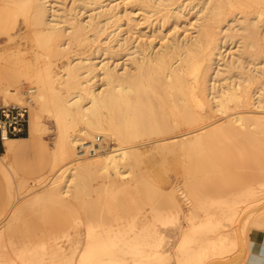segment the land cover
<instances>
[{
	"label": "bare ground",
	"instance_id": "obj_1",
	"mask_svg": "<svg viewBox=\"0 0 264 264\" xmlns=\"http://www.w3.org/2000/svg\"><path fill=\"white\" fill-rule=\"evenodd\" d=\"M56 2L13 0L18 13L25 15L29 26L33 27L36 40L47 57H58L72 50L74 45L86 46L98 38L103 40V45H97L87 55L77 49L73 57L66 58L59 67L48 61L42 66L20 70L19 76H15L18 81L23 76L34 83L30 92L34 93L36 105L32 107L30 135L47 131V124L41 120L45 112L54 117L58 128L56 156L50 167L55 176L49 187L35 191L37 193L28 199L29 204L34 206L37 202L67 198L73 186L86 184L89 173L110 176L115 172L116 177H125L132 156L140 153L133 142L142 135L162 136L178 124L187 126L188 130L183 139L173 137L174 146L182 153H206L212 145L214 153H227L228 144L231 146L241 136L247 141L245 151L264 153V65H258L264 63V47L260 48L258 41L264 38L259 36L264 12L257 7L264 0L192 2L189 9L197 5L199 8L194 12L195 19L190 27L181 31L179 18L173 15L175 32L168 34L160 30L149 39L143 35L135 36V26L131 22L134 7L142 8L148 14L172 6L181 10L182 0H79L71 7L57 6ZM252 13L256 15L252 16ZM167 16V13L163 14V18ZM229 18L234 20V26L223 28ZM234 45L238 46L236 51ZM256 82L259 83L252 90L251 84ZM4 94L7 103L12 98L16 100L15 104H21L25 98L18 87H5ZM218 114L222 115L223 123L207 128L210 124L206 119ZM169 115L174 117L175 124L170 123ZM92 133L97 134L94 139L103 135L106 142L113 140L118 146L99 142L95 153L81 155L79 145L96 143L90 138ZM9 136L18 135L3 132L6 153L0 156V170L9 182L7 205L15 196L13 185L17 183L10 159L15 140ZM236 150L239 153V149ZM252 192V202L264 198L261 190ZM259 202L256 206L263 204L261 210L264 209V202L260 205ZM203 205L206 218L196 221L198 215L193 213L189 229L181 230L177 257L183 252L186 255L180 264L198 258L202 264L206 255L203 252L206 253L208 247L197 246L200 229L208 226L213 231L219 222L216 219L218 213L209 212V206L202 204V208ZM112 232H90L79 255V264H128L130 260L134 263L140 260L137 254H141L147 241L140 239L141 232L136 230V223L124 231ZM151 234L154 236V230L149 231ZM212 243L218 245L220 242L214 240ZM218 246L222 248V245ZM4 250L0 233V264H16ZM157 253L169 258L164 251ZM152 255L155 263V253Z\"/></svg>",
	"mask_w": 264,
	"mask_h": 264
},
{
	"label": "rangeland",
	"instance_id": "obj_2",
	"mask_svg": "<svg viewBox=\"0 0 264 264\" xmlns=\"http://www.w3.org/2000/svg\"><path fill=\"white\" fill-rule=\"evenodd\" d=\"M56 1L57 6L71 7L79 0ZM202 1L182 0L181 10L172 6L152 14L135 6L132 13L134 20L131 21L135 26V36L143 35L144 38L149 39L160 30L168 34L175 32L177 28H174L173 15L179 18L180 30L190 27L191 21L195 19L194 12L198 10L199 5L193 9L189 7L192 2ZM257 7L264 12V3ZM164 13L168 15L166 18H163ZM171 14L172 16H169ZM253 15L255 16L256 13H252ZM125 20H128L127 15ZM233 22V19H227L223 28L234 26ZM261 24L259 36L264 37V15ZM258 41L260 48L264 47V38ZM97 45H103L101 38L86 46L74 45L72 50L58 57H55L57 55L47 57L44 53L46 51L36 40L33 27L29 26L25 15L18 13L13 0H0V85L12 89L18 87L25 97L23 98L25 101L23 100L21 104H15L16 100L12 98L7 103L4 100L5 87L0 86V89H3L0 92V107L27 106L29 130L21 135L29 136L33 129V122L30 119L32 107L36 104L34 93L30 92L34 83L23 76H20L19 81L18 78L16 80L15 76L19 71L42 66L48 61L59 67L73 57L75 50L78 49L79 53L87 55L93 52ZM236 45L233 47L235 51L238 49ZM258 65L263 66L264 63ZM15 83L20 85L16 86ZM258 83L251 84V89L253 90ZM29 97L33 100L29 101ZM221 116L218 114L208 117L206 122L210 125L207 128L223 123V120H220ZM217 119L220 121L215 122L214 120ZM41 120L45 125L47 124V131L42 132V137L38 133V136L34 134L33 146H29L26 151L11 160L13 176L16 175L14 182L17 183L13 185L15 196L13 203L9 205H7L9 182L0 170V233L4 253L7 252L11 258H14L16 264H23L24 261L27 264H79V255L86 245V238L90 232L99 234L113 231L112 233L116 234L120 229L122 231L129 229L134 222L136 230L141 232L140 239L147 242L142 246L141 254H137L140 260L135 263L130 260L128 264H180L186 255L183 252L177 257L176 248L181 237L180 231L189 229L188 226L192 223L190 217L193 213L198 215L196 221L206 218L202 204L209 206V212L218 213L215 218L219 221L213 231L208 226L200 229L197 246L208 247L207 252H203L206 255L201 260L202 264H245L250 232L255 228H264V222L260 225L261 221L257 218L264 198L258 201L260 207L256 206L258 202H252V190L258 193L261 190L264 194V153L245 151L244 147H247L245 138L241 136L232 142L234 145L228 144L227 153H214L213 145L206 153H182L179 147L174 146L173 137L178 136L177 139H183L188 135L187 126L183 124H178L177 127L175 125V129L159 137L142 135L133 142L140 153L132 156V164L127 166L126 170L129 173L125 177L119 175L116 177L115 172L108 174L110 176L89 173L86 176L88 177L86 184L73 186L67 198L58 197L45 203L37 202L38 205L34 203L35 205L32 206L28 199L49 187L55 176V173L50 171V167L56 156L58 128L54 117L49 116L48 112L43 113ZM169 121L171 124L176 123L171 115ZM95 135L97 134L92 133L90 138L94 139ZM164 137L167 139L160 141ZM104 139L102 135L100 142L105 145L112 144V147L118 146L113 140L108 143ZM0 145V155H2L5 146L1 139ZM43 173L45 175L41 176ZM248 198L250 201L247 200ZM233 200L236 202H231ZM150 230H154V236L149 235ZM161 230L166 234L164 241ZM225 237L232 241L231 244L234 243V246L230 245ZM213 240H216V243L218 241L221 243L222 240L221 244L218 243L222 248L217 244L213 245ZM227 241L229 246L225 245ZM226 246L230 250L224 249ZM158 250L168 252L169 258L159 256ZM154 253L155 263L151 255ZM126 255L131 258L130 253ZM196 261L187 264H201L200 260Z\"/></svg>",
	"mask_w": 264,
	"mask_h": 264
},
{
	"label": "crops",
	"instance_id": "obj_3",
	"mask_svg": "<svg viewBox=\"0 0 264 264\" xmlns=\"http://www.w3.org/2000/svg\"><path fill=\"white\" fill-rule=\"evenodd\" d=\"M1 116H2V113L0 112V117ZM9 138L15 140L13 143L12 150L10 152V159L11 160L16 155L26 151L29 146H33V144H32L33 136L30 135V133H29V136H23V135L9 136ZM0 139H1V136H0ZM5 140L6 139L3 138V144L5 146V151L3 152V154L6 153ZM2 155H0V156H2ZM174 216L176 218V213ZM257 218L260 219V221H261L260 225H262L264 222V209L261 210V212L259 213ZM160 233H161L162 239L164 241V239L166 238V234L162 230ZM180 235H181V231H180ZM179 242H180V240H179ZM247 250H248L247 251V258H246L245 264H264V228H255L250 232ZM164 253H165V255L167 254L166 257H169L168 252L164 251Z\"/></svg>",
	"mask_w": 264,
	"mask_h": 264
},
{
	"label": "built area",
	"instance_id": "obj_4",
	"mask_svg": "<svg viewBox=\"0 0 264 264\" xmlns=\"http://www.w3.org/2000/svg\"><path fill=\"white\" fill-rule=\"evenodd\" d=\"M2 116L0 117V136L3 140V132L6 130L8 135H21L29 130V111L27 106H2L0 107ZM101 138L97 139L95 144L87 143L80 145L79 153L81 155H90L99 149V142Z\"/></svg>",
	"mask_w": 264,
	"mask_h": 264
}]
</instances>
